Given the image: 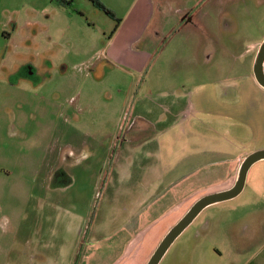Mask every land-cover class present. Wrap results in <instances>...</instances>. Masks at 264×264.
I'll use <instances>...</instances> for the list:
<instances>
[{"label":"rangeland","instance_id":"obj_1","mask_svg":"<svg viewBox=\"0 0 264 264\" xmlns=\"http://www.w3.org/2000/svg\"><path fill=\"white\" fill-rule=\"evenodd\" d=\"M70 1V6L61 7L55 0H0V19L15 10L19 21L11 42L0 34V229L6 236L5 243L1 242L4 250H12L13 225L30 213L32 173L47 169V156L59 154L69 142L85 140L86 147L95 149L94 167L103 169L100 162L113 132V111L125 106L129 92L139 98L142 89L152 88L136 75L180 76V81L168 82L164 88L180 87L179 82L181 86L241 85L252 73L256 58L250 46L264 41V0H217L212 6L216 17L207 20L206 29L188 24L181 28L173 2L165 8L159 30L135 43L128 42L129 33L116 37V20L91 0ZM97 1L123 21L138 0ZM222 10H233L235 16H219ZM145 53L153 59L143 73L122 60ZM208 55L210 61H206ZM255 108L264 114L263 98ZM262 114L258 125L264 130ZM99 138L102 141L96 145ZM43 181L39 177L41 185ZM88 188L87 176H80L79 205L83 201L91 205ZM46 193L38 190L36 194ZM23 228L28 230V225L22 224ZM81 260L79 264L91 262L87 256ZM160 264H264V161L251 168L239 197L204 210Z\"/></svg>","mask_w":264,"mask_h":264},{"label":"crops","instance_id":"obj_2","mask_svg":"<svg viewBox=\"0 0 264 264\" xmlns=\"http://www.w3.org/2000/svg\"><path fill=\"white\" fill-rule=\"evenodd\" d=\"M180 1L138 0L116 37L129 33L128 42L135 43L158 31L173 2L181 28L206 29L207 20L216 17L212 6L217 0ZM230 11L219 16H235ZM2 17L1 37L11 42L19 28L15 10ZM259 46H250L255 57ZM145 54L122 60L143 73L153 59ZM205 58L210 61L211 56ZM137 77L152 88L142 89L139 98L129 92L125 106L113 111L103 169L94 167L95 149L77 140L47 156V169L33 171L30 213L13 225L12 250L1 247L6 236L0 229V264H79L83 256L90 264H147L198 198L231 189L244 159L264 148V130L258 125L262 111L255 110L264 89L253 70L241 85L179 82L180 87L164 88L180 76L145 72ZM101 141L96 139V145ZM80 176H87L91 205H79ZM39 177H44L43 185ZM38 190L47 193L40 197ZM22 224L28 225L27 232Z\"/></svg>","mask_w":264,"mask_h":264},{"label":"water","instance_id":"obj_3","mask_svg":"<svg viewBox=\"0 0 264 264\" xmlns=\"http://www.w3.org/2000/svg\"><path fill=\"white\" fill-rule=\"evenodd\" d=\"M253 73L256 82L264 89V41L259 46L253 66ZM263 161L264 150L251 153L242 162L237 181L231 189L207 194L197 200L181 220L169 230L147 264H160L174 242L195 222L204 210L213 205L239 197L245 189L251 168Z\"/></svg>","mask_w":264,"mask_h":264},{"label":"trees","instance_id":"obj_4","mask_svg":"<svg viewBox=\"0 0 264 264\" xmlns=\"http://www.w3.org/2000/svg\"><path fill=\"white\" fill-rule=\"evenodd\" d=\"M55 1H56L57 4L60 5L61 7H68V6H70L71 3H72V1H70V0H55ZM91 1L94 3V5H96L98 8H100L101 10H103L107 15H109L110 17H112V18H114V19L116 20V22H117V26H116V29H115V31H114V33H115L116 30L118 29L120 23H121V20L116 19V18L114 17V14H113L110 10L106 9V7H105L103 4H101L99 1H97V0H91Z\"/></svg>","mask_w":264,"mask_h":264},{"label":"flooded vegetation","instance_id":"obj_5","mask_svg":"<svg viewBox=\"0 0 264 264\" xmlns=\"http://www.w3.org/2000/svg\"><path fill=\"white\" fill-rule=\"evenodd\" d=\"M244 190H245V189H244ZM219 204H220V203H219ZM216 205H217V204H216ZM195 221H196V220H195ZM179 238H180V237H179ZM179 238H178V239H179ZM178 239H177V240H178ZM177 240H176V241H177ZM176 241H175V242H176ZM175 242H174V243H175ZM173 245H174V244H173ZM173 245H172V246H173ZM172 246H171V247H172ZM171 247H170V248H171ZM169 250H170V249H169ZM169 250H168V251H169ZM167 253H168V252H167ZM163 259H164V258H163ZM161 262H162V261H161Z\"/></svg>","mask_w":264,"mask_h":264}]
</instances>
